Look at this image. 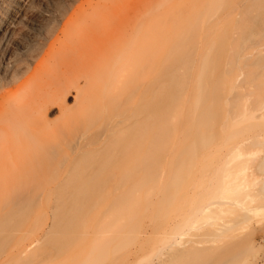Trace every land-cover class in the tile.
Wrapping results in <instances>:
<instances>
[{"label":"bare ground","instance_id":"obj_1","mask_svg":"<svg viewBox=\"0 0 264 264\" xmlns=\"http://www.w3.org/2000/svg\"><path fill=\"white\" fill-rule=\"evenodd\" d=\"M134 1H137L136 4L139 2V0ZM136 4L134 3L137 9L139 7ZM261 6L264 9V0L261 2ZM132 8V11H136L135 7L132 6ZM101 14L103 16L102 12L99 15ZM97 15L95 14L93 17L88 15V20L86 19L87 16L83 17L86 19H84L85 21L90 22L87 30L84 29L86 26L83 27V30L82 27L81 29L78 28L80 31L73 28L75 31L71 32V37L76 39H68L69 43L67 40L60 49L58 48L59 51L54 58L52 57L54 59L53 64L47 65V67L45 64V69H41L39 73L37 71V78L34 81L24 79L25 81L20 82L25 77L24 74L27 75L28 72L24 73L10 61V57L13 55L11 48L14 47V44L10 46L8 43L3 44L0 54V81L1 84L5 85L0 84V264H114V256L119 255L116 250L120 252L121 249H125L126 244L128 246L131 243L129 241L131 237L134 243L132 242L133 244L128 248H132L133 245L137 247L135 246L134 250L131 249L132 251L127 252L129 254L127 261L130 264H170L171 262L173 264V260L177 262V259L180 260L187 252H194L200 249V246L210 244V247L212 245V247H220L228 244L227 242L231 239H237L238 234H240L239 231L246 230L244 228L246 224L253 217L264 212V204H262L264 179L261 181L262 186L260 185L261 182L256 180L262 188L258 193L259 186H255V178H253L254 182L250 180L249 183L248 175L246 178L240 177L242 179L248 178L246 182L239 178L238 173H224L219 180L220 182L217 181L216 183L213 182L216 179L215 175L213 177L208 176L210 195L215 192L212 195L213 198L193 209L188 215L170 223L165 230L156 223L158 214H160L159 208L161 211L165 208L162 198L157 203L158 194L161 190H163L161 192H165V188L167 191L172 181L171 179L165 180L170 185L165 183L164 177L167 176L168 178V172L162 166H155L151 144L149 147L151 141L152 95L150 92L152 90L150 89L152 88V81L151 84L148 81L153 77H147L149 79L145 77V80L143 77L145 74H140L144 71L140 70L148 68L150 72L149 66H152V61H150L152 57L149 58L151 40L122 39L123 37L121 39H99V35L96 39L95 35L98 33L94 31L98 27L96 29L94 27L99 21ZM160 15L156 16L158 18L155 17L157 19L155 22H158V19L160 20L162 17L163 19L166 18H164L165 15ZM168 15L166 16L168 17ZM175 16L173 17L175 18ZM170 19L173 20V18ZM134 20L136 21V19ZM97 24L99 25V23ZM164 29L166 28L164 27ZM175 30L177 29L175 28ZM161 31H158L159 34L163 33ZM93 34L95 35L93 36ZM127 35L129 36V34ZM252 41L253 46L250 48L243 47L238 52V56L240 57L242 53L243 60H249L255 55L254 51H258V54L263 56L258 65L264 68V54L261 51L264 48V39H252ZM180 57L183 60L185 58L182 51ZM39 60L40 58H38V62ZM114 64H117V69L119 68L118 65H121L123 70L118 69L122 72H118L119 75H117L119 80L115 83L116 91L117 89L123 90L117 88L122 84L123 87L126 86L127 89L125 87L124 89L128 91V94L125 90L120 93L117 91L121 95L119 99L115 89L116 96L113 95L114 91L112 93L104 88L109 85L108 77L115 74V71L112 72L111 70ZM135 64L138 68L135 67ZM184 66H188L185 61ZM34 67L36 69V66ZM235 68L236 62H232L230 67V72H233L231 82L236 84L237 88H243L245 85L244 73L237 72ZM117 69L116 71H118ZM136 71L141 76L139 75L138 78L135 76L136 79H134V75H138ZM132 72L136 74H132ZM76 75H80V77ZM82 80L83 86H88L90 89L84 87L89 90L86 91L83 86H80ZM18 82L21 84L20 86L11 88ZM6 86L8 87L7 91L4 89ZM71 86L76 91H79V88L81 92L85 90L82 94L87 95L85 96L86 100L83 99L84 97L82 99L87 101L89 97L91 103L87 101L88 103L83 102L79 105H86L87 107L89 105V111L94 109L97 112L101 108L100 106L105 107L103 99L106 100V104L110 100L112 103V97H114L113 102L115 101L117 104L118 101L116 106H118L117 108L120 107L119 112L113 106L114 110L109 111L110 113L107 115L111 117V114L115 112L113 114L115 120H111L113 116L111 119L109 118L111 121L107 117L106 119L109 121L105 119L108 122H102L106 125H102L100 122L101 128H98L99 126L98 129L94 128L96 123L92 127L95 119L98 120V111L93 116L97 115V117L92 119L91 124L89 123L92 131L95 129V132H101H97L100 133L99 136L103 133V136L101 135L99 138L102 139L99 142L100 150L106 145L109 136H114L121 128L131 126L129 131L127 130L130 134H126V140L132 139L130 141L124 139L127 147L124 145L125 148L114 153L113 161L112 158H110L111 161L108 160L109 158L104 161L105 159L102 157L103 162L99 161V166L97 162V166L93 163H87L85 153L89 143L87 142V135L91 132V128L88 131L90 126L83 131L85 133L88 131V134H81L69 152L62 147L61 138L62 146L57 141V137H60L58 134L60 128L57 126V130L54 128V122L52 123L48 119V115L54 106L59 108V113L62 114L61 119L65 117L63 114H69L68 112L72 108L67 106L66 98ZM21 89L23 91L22 96L17 98L18 91ZM102 90H105V94L106 92L111 93L110 100L108 95L107 99L105 94L102 95L103 92H100ZM90 92L91 94L88 96ZM92 93L100 98V103L98 99H94L95 95ZM82 94L78 98V93V100ZM111 103L107 106V110H110L108 108H110ZM234 104L235 102H233ZM80 107L74 111L85 112L82 109L85 106H82L81 110ZM85 109L87 110V108ZM250 111L252 113L260 112V118L264 119V87L261 88L259 99L255 105H252ZM60 131L63 132L64 130L60 129ZM94 131L93 133H95ZM263 133L243 136L234 145L232 153L229 154L234 159L245 161V165L239 169L242 174H245L248 167L249 171L252 168L251 165H257L259 170L264 171ZM57 146L60 150H57ZM170 170L172 173L176 172L172 168ZM172 176L174 175L172 174ZM162 182L164 183L162 184ZM163 187L165 188L163 189ZM254 187L258 189L255 188L257 189L255 190ZM154 196H156L157 203L154 214L157 218L152 214L151 218L154 217L152 221L141 220L137 223L134 214L138 208L135 206L139 207L142 204V214L145 218L149 211L151 213L155 200ZM144 199L147 201H145V205ZM160 202L162 204L159 205ZM224 214H233L231 217L233 219L230 218L225 221L222 217ZM42 217L45 221L39 227ZM35 224L36 227L38 225V228H33ZM203 227L209 228V231L206 232L208 236L205 237V239L209 238L207 241L192 242L193 244L186 241V237L191 231H198ZM32 229H36L37 232L33 230V233ZM242 233L244 234L243 231ZM127 235H130V237L128 236L130 239ZM146 245L149 250L145 249L147 254L141 257L140 253L144 254ZM113 248L118 249L114 250Z\"/></svg>","mask_w":264,"mask_h":264},{"label":"rangeland","instance_id":"obj_2","mask_svg":"<svg viewBox=\"0 0 264 264\" xmlns=\"http://www.w3.org/2000/svg\"><path fill=\"white\" fill-rule=\"evenodd\" d=\"M132 1L134 0H0V54L2 53L3 44L8 43L9 46L14 44V47L11 48L13 55L10 57V61L21 71H24V73L28 72L27 75L26 73L24 74L25 77L23 76L24 78L20 82L22 83L25 80L34 81L37 78V71L39 73L47 65L51 66L53 64V58L62 45L68 39H76L71 37V32L75 31L73 28H77L76 30H78V28L81 29L82 27L83 30V27L86 26L84 29L87 30L90 22L85 20H88L89 16L93 17L95 14H98L97 16L99 17V21H97L99 25L96 23L94 27L95 29L98 27L94 31L98 34H93L96 39L98 38L97 35H99V39H121L123 37L122 39L151 40V52L149 51L151 55L149 53V58L152 57L150 60L152 61V66L149 67L150 72L152 71L153 74L149 72L148 68L140 70L144 72L148 71L146 73L140 72V74L146 75L143 76L144 79L149 76L153 77L150 78V81L147 80L149 83L152 81V88L150 89L149 87L152 90L150 92L152 95V111L150 127L151 143L149 142V147L151 144L155 157V166H162L168 172V178L165 176L167 179L164 177V181H169L170 179L172 181L170 182V184L172 183L171 185L168 181H165L170 186L168 185L167 191L163 187V189L165 188V192H161L163 191L161 190V195L158 194L159 196L157 197V203L161 198L163 199L162 201L165 203L163 206L165 208L162 211L159 208L160 214H158L156 223L165 230L167 225L188 215L193 209L213 198L212 195L215 192L210 195L211 189L210 184H208V176L213 177L215 175L216 179L213 182L216 183L223 177L224 173H238L239 178H246L248 175V182L250 183V180L252 182L255 181V186H259V189L257 187H254V189L257 188L258 193L262 190L260 185L262 186L261 181L264 179V171L259 170L257 165H251L252 168L248 171V167L246 170L248 172L246 173L245 171V174H242V172H239V169L245 165V161L234 159L229 154L232 153L234 145L243 136L264 132V119L260 118V112L252 113L250 111L252 105H255V102L259 99L261 88L264 87V68L258 65L263 56L259 55L258 51H254L255 55L249 58V60H243L242 53L240 57L238 56L240 49L253 46L252 39H264V9L261 6L263 0H139L137 4V1ZM131 3L135 7L134 9H136L134 3L139 7L136 11L134 10L135 12L132 11ZM101 12L103 16L102 14L99 15ZM157 15H165L164 18L166 17L165 19L162 17L163 20L158 19V22L160 21L159 23L161 24L155 22ZM86 16V19L83 18ZM100 16L102 17L101 20ZM170 18H173V20ZM155 25L158 27L156 28ZM164 27L166 29L163 30ZM142 28L145 29L142 30ZM169 30L171 31L169 32ZM140 31L143 33L141 34ZM158 31L168 33H162V35ZM88 37L87 39H90ZM67 43H69V40ZM181 51L185 55L184 60L180 57ZM261 51L264 54V48ZM38 58H40L39 62ZM184 61L187 62V67L184 66ZM232 62H236L235 69H237V72L244 73L243 79L245 85L243 88H237L236 84H232L231 82L233 72H230V67ZM116 65L114 64L111 69L112 72L115 71V74L113 73L112 77L107 76L110 82L107 87H104L110 92L114 91V89L116 91L115 83L119 80L117 75L123 71L120 67L121 65H118V69L122 70L121 72L117 69ZM34 66H36V69ZM135 67L138 68L136 64ZM136 73L132 72V74ZM140 74L134 75V77L137 76L138 78ZM78 76L80 77V75ZM80 83V86H83V80ZM1 85L5 86L4 84ZM20 85L18 82L14 86L11 85V88H17ZM122 85L117 88H120V90L127 89L125 85V89ZM84 86L83 88L86 91L90 89L88 86L85 87L89 89ZM72 87L68 89L69 95L66 98L67 106L72 108L68 112L69 114H63L65 117L61 119L60 116L62 114L60 115L59 108L54 106L48 115V119L52 123L54 122L56 130V126L64 130L63 132L60 129L58 130L60 137H57V141L60 145L63 142V146H61L66 148L68 152L69 150L71 151L70 148L78 141V137L85 133L83 131L90 126L89 123L93 122V118L98 115V120L95 119L92 127L95 125L96 127L94 128L98 126V128H101L100 126L106 125V123L103 124L102 122L107 117L111 119L115 113L111 114V117L107 116L110 113L109 111L114 110L115 107V110L117 111L118 109L119 112L120 108L116 106L118 105L117 97H115L116 104L115 101L113 102L114 97L111 96V93L106 92L105 94V90H102L100 92H103L102 95L105 94L106 99L109 97L110 100V96L112 97V103L110 100L106 104V100L102 98L105 101V107L100 106L102 109L98 110L99 113H97V110L95 112L92 108L94 112L92 110L89 111L88 104V107L82 105L87 108L86 110L79 105V103L83 104V102L86 104L87 101L91 103L89 97L87 101H84L87 95L84 96L82 93L85 90L81 88V90H84L81 92L79 88V91H76ZM7 88V86L4 87L5 91H7ZM123 90L119 91L117 89L119 93L123 92ZM115 91L114 93L112 92L113 95L118 93L117 91L115 93ZM22 93V89L19 90L17 98H20ZM78 93V98L82 94L79 99L82 101L78 100ZM119 93L117 95L118 99L119 96L121 97ZM90 94L91 92L88 96ZM82 97H84V100ZM95 97L94 99H98L99 102L100 98ZM233 102H235L234 105ZM94 103L92 102V104ZM110 103L111 106L108 108L110 110H107V106ZM80 106L85 112L74 111ZM111 107L113 108L111 109ZM71 111L75 114H71ZM77 112L80 113L76 114ZM118 112L116 113L118 114ZM96 113L97 115L93 117ZM111 120H115L114 116ZM100 122L102 125H100ZM49 127L48 129H50ZM130 127L121 128L114 136H109V140L107 139L106 141L107 146L105 145L100 150L99 142L102 139L100 140L99 138L103 133L99 136L101 132L97 131L100 132L98 134L94 131V128L93 131L95 133H93L90 126L88 131L91 128L93 134L89 132V135H87V142H89L85 153L87 163H93L97 166L98 163L100 164L99 161L103 162L102 157L105 159L104 161H107L106 159L108 158L111 161L110 158L113 157L114 153L120 152L122 148H125V142L132 139L126 140V134H130L127 132ZM88 131L86 132L87 134ZM127 137L129 136L127 135ZM56 148L60 150L59 146ZM170 168L174 169L177 173H172ZM253 178H255L254 181ZM247 179L242 180L247 182ZM257 179L259 183L261 182L260 185L257 183ZM155 198L156 196H154ZM145 201L146 199H144ZM262 202L264 204V199H262ZM155 203L156 199L154 200L151 213L150 211L146 215L144 213L145 218L142 214V204L139 205L138 203L139 207L135 206V208H138L137 210L134 208V217L136 216L137 223L141 220H145V222L152 221L154 218H151L152 214V216L157 218L156 214H154L156 213L155 209L157 205ZM160 204L162 203L160 202ZM224 215L222 217L225 221L233 217V214ZM44 221L45 219L42 217L39 227H41ZM220 223L223 222L220 221ZM246 226L244 227L246 230H242L244 234L242 231H239L240 234H238L237 239H231L227 242L228 244L220 247H212L213 245L210 247V244L200 246V249L194 252H187L180 260L177 259V262L173 260V264L178 262H181L178 264H264V212L253 217ZM35 227L36 224L33 228ZM36 228H38V225ZM208 229L207 227H203L198 231H191L186 237V241H189L190 244H193L192 242L207 241L209 238L205 239V237L208 236L206 233L209 231ZM33 230L35 231L36 229H32V232ZM38 231L40 232L39 229ZM33 233L32 235H34ZM128 236L130 237V235ZM129 237L128 239H130ZM129 241L131 243L128 246L126 244L127 248L131 247L134 243L132 237ZM147 245L145 246L146 248L144 247V254L140 253L141 257L147 254V251H145V249L149 250ZM126 246L125 249H121V253L116 250L118 248H113L119 253V255L113 258L114 264L117 262L118 264H130L127 261V255H129L127 252L129 253V250H134L133 248L137 246L133 245L132 248L128 249ZM124 258H126V261ZM115 260L118 261L115 262Z\"/></svg>","mask_w":264,"mask_h":264}]
</instances>
